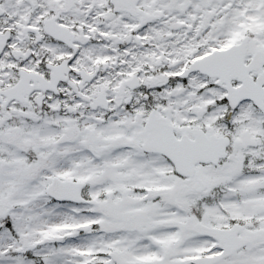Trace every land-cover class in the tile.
Wrapping results in <instances>:
<instances>
[{"label":"snow or ice","instance_id":"1","mask_svg":"<svg viewBox=\"0 0 264 264\" xmlns=\"http://www.w3.org/2000/svg\"><path fill=\"white\" fill-rule=\"evenodd\" d=\"M0 264H264V0H0Z\"/></svg>","mask_w":264,"mask_h":264}]
</instances>
